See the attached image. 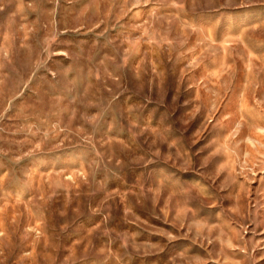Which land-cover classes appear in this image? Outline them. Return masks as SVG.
Returning <instances> with one entry per match:
<instances>
[{"label": "rangeland", "instance_id": "obj_1", "mask_svg": "<svg viewBox=\"0 0 264 264\" xmlns=\"http://www.w3.org/2000/svg\"><path fill=\"white\" fill-rule=\"evenodd\" d=\"M0 264H264V0H0Z\"/></svg>", "mask_w": 264, "mask_h": 264}]
</instances>
